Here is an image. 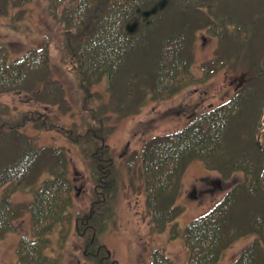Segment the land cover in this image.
I'll return each instance as SVG.
<instances>
[{"label":"trees","instance_id":"trees-1","mask_svg":"<svg viewBox=\"0 0 264 264\" xmlns=\"http://www.w3.org/2000/svg\"><path fill=\"white\" fill-rule=\"evenodd\" d=\"M42 1L40 14L52 20L50 28H58L55 47L73 82L64 72L58 77L49 39L35 45L37 39L21 52L12 44L16 35L20 41L36 33L41 37L26 13V4L34 1L0 0V27L7 30L0 38V97L14 93L33 100L31 108L17 109L0 98V242L14 232L19 208L26 207L13 195L32 187V235H20L15 264H59L61 254L54 251L67 246L74 232L83 240L87 262L117 264L102 256L107 250L99 238L117 221L121 190L107 143V112L135 114L147 102L172 99L224 69L238 70L231 75L246 73L247 82L220 104L188 115L181 128L144 145L140 168L146 211L154 230L170 227L173 238L183 236L186 264H220L232 243L248 237L252 242L230 264H264V0ZM201 30L217 44L199 62ZM104 79L108 100L98 89ZM67 114L75 121L70 128L61 118ZM29 124L59 131L84 159L86 213L74 207L69 150L39 144L27 132ZM193 159L222 180L241 176L182 233L178 218L184 207L178 198ZM43 171L48 176L35 185ZM151 264L175 261L155 248Z\"/></svg>","mask_w":264,"mask_h":264},{"label":"rangeland","instance_id":"rangeland-1","mask_svg":"<svg viewBox=\"0 0 264 264\" xmlns=\"http://www.w3.org/2000/svg\"><path fill=\"white\" fill-rule=\"evenodd\" d=\"M33 3L26 4V13L34 22L32 26L41 30L39 34L26 35L22 41L20 37L13 36L12 44L21 52L25 47L33 42L39 44L47 39L52 43L50 53L53 66L57 75L63 73L69 81H74V76L68 71L67 64L61 65V53L55 47L59 33L56 26L50 28L52 20L40 14L42 0H33ZM163 5V1L161 2ZM30 21V20H28ZM50 30V31H49ZM262 34L264 36L263 30ZM7 30L0 27V38L5 37ZM11 34V33H10ZM46 35V37H45ZM12 36V35H11ZM217 40L205 30L198 34L196 57L202 62L208 59L216 48ZM238 70L228 71L224 69L216 74L209 81H201L183 90L172 99L165 101H149L142 105L135 114L122 115L121 113L107 112L106 123L111 128V133L107 143L111 148V155L121 175V190L116 203L117 221L115 225L109 226L105 234L101 237V243L110 250L111 255L106 251L102 256H110L111 260L118 264H151L150 252L154 248H162L167 257L173 259L175 264L188 263V249L185 246L183 236L173 238L170 229L163 232L152 230L149 217L146 214L143 185L141 177L140 163L142 160V150L144 145L153 137L163 136L171 133L187 121L188 115L195 110L200 112L205 108H210L220 104L229 98L236 91V86L240 83V73L231 75ZM229 74V75H228ZM59 77V75H58ZM247 82V81H246ZM73 86V85H71ZM107 80L104 79L98 89L108 100L106 92ZM8 104L25 109L32 107V98L21 94H4L0 97ZM39 108L46 110L44 105ZM56 113L55 108L47 107ZM66 128L75 124L74 118L69 114L61 115ZM28 125L27 132L36 138L39 144L63 146L70 153V176L75 188L74 207L77 206L84 213L89 211V172L84 159L74 146L59 131L35 129ZM217 172H210L199 159H193L187 166L182 180V190L178 198V203L184 206L182 214L179 216L182 233L186 225L206 213L212 208L215 202L220 199L227 188L234 183V179H239L238 173L227 181L216 183ZM48 175L43 171L35 185ZM30 185L24 186L13 195V201L17 204L25 205L19 208V214L14 220V232H7L0 242V264H15L17 262L16 245L20 235H32V223L28 205L31 202ZM223 193V194H222ZM70 242L61 251H54V254H61L59 264H91L84 258V243L77 238L76 233L72 234ZM253 240L243 238L232 243L224 252L220 264H230L237 255ZM78 241V244H77ZM77 247H76V245Z\"/></svg>","mask_w":264,"mask_h":264}]
</instances>
